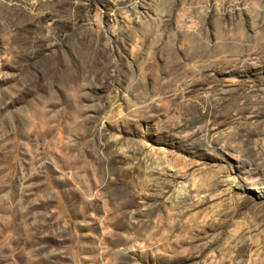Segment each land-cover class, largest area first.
<instances>
[{"label":"rangeland","instance_id":"1","mask_svg":"<svg viewBox=\"0 0 264 264\" xmlns=\"http://www.w3.org/2000/svg\"><path fill=\"white\" fill-rule=\"evenodd\" d=\"M0 264H264V0H0Z\"/></svg>","mask_w":264,"mask_h":264}]
</instances>
